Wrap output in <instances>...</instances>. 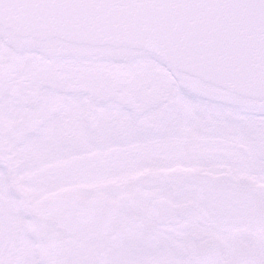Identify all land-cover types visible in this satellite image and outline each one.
Segmentation results:
<instances>
[{
    "label": "snow or ice",
    "instance_id": "1",
    "mask_svg": "<svg viewBox=\"0 0 264 264\" xmlns=\"http://www.w3.org/2000/svg\"><path fill=\"white\" fill-rule=\"evenodd\" d=\"M249 6L240 82L215 71L233 59L217 14ZM25 208L41 251L10 230ZM157 215L254 240L195 260L135 252L125 237ZM0 264H264V0H0Z\"/></svg>",
    "mask_w": 264,
    "mask_h": 264
},
{
    "label": "flooded vegetation",
    "instance_id": "2",
    "mask_svg": "<svg viewBox=\"0 0 264 264\" xmlns=\"http://www.w3.org/2000/svg\"><path fill=\"white\" fill-rule=\"evenodd\" d=\"M243 151V146H239ZM167 172H153L146 170L144 175H167ZM185 175H201L199 172H188ZM139 179V177L137 178ZM139 198L141 200H155V196L149 193L133 192L125 199ZM161 211L171 210L177 211L174 202L158 201L155 205ZM188 207H192L188 205ZM24 219L27 221L39 220L40 217L33 209L24 210ZM10 230L13 234L20 233L21 228L12 227L9 223ZM28 238L33 239L37 251H41L37 247L42 241L47 239V233L42 224L29 222ZM137 235L134 238L125 237L129 241L135 252L144 255L157 254L161 251L171 250L186 255L189 259L195 260L199 258L205 251L221 257L230 254L238 248L248 247L254 240V234L246 227L234 229L224 234L211 230L203 232H194L191 236L185 234L183 227L177 228L172 226L169 221L162 215H157L152 220L145 221L137 225ZM32 247V246H31ZM55 252L56 249H48Z\"/></svg>",
    "mask_w": 264,
    "mask_h": 264
},
{
    "label": "water",
    "instance_id": "3",
    "mask_svg": "<svg viewBox=\"0 0 264 264\" xmlns=\"http://www.w3.org/2000/svg\"><path fill=\"white\" fill-rule=\"evenodd\" d=\"M247 2V0H246ZM226 25V38L232 42L233 59L220 60L215 71L217 75H232L243 82L246 73L253 66L256 59L255 38L256 18L255 8L242 7L232 11H221L217 14Z\"/></svg>",
    "mask_w": 264,
    "mask_h": 264
},
{
    "label": "rangeland",
    "instance_id": "4",
    "mask_svg": "<svg viewBox=\"0 0 264 264\" xmlns=\"http://www.w3.org/2000/svg\"><path fill=\"white\" fill-rule=\"evenodd\" d=\"M27 209H31V208H25L24 210ZM27 219H28L27 217L25 219L24 218L21 219L17 214L14 213L9 223L12 227L15 226L16 228H21L19 235L22 237L23 244L37 251L36 246L33 243V239L28 238L29 222L27 221Z\"/></svg>",
    "mask_w": 264,
    "mask_h": 264
}]
</instances>
